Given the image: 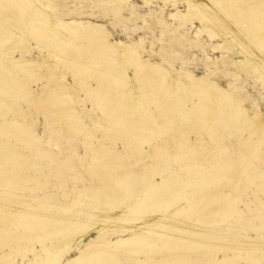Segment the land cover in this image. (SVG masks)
Masks as SVG:
<instances>
[{
	"label": "rangeland",
	"instance_id": "374dc122",
	"mask_svg": "<svg viewBox=\"0 0 264 264\" xmlns=\"http://www.w3.org/2000/svg\"><path fill=\"white\" fill-rule=\"evenodd\" d=\"M1 1L7 6V10H4V14L0 16V170H13L15 179L24 180V183H19L17 188L12 186L15 191L17 190L16 192L25 195L24 197L29 201H33L34 197H45L54 202H61L63 198L60 194L63 191L70 194L73 186L79 189L86 184L89 188L87 193L89 199L81 201L85 202L88 208L95 209L101 205L115 211L117 208L126 210L128 206L141 201L155 186H161L166 187L162 199L164 201L173 199L167 211L173 213L188 206L194 210L191 209V212L187 214L186 222L188 224V221L201 220L203 227L193 226L194 230L203 231L200 232L199 237L211 238L210 233L213 231H228L232 235L241 231V235L255 237L254 231L247 229L245 233H242V230L246 227L244 219L252 218V221L254 215H258L256 213L264 215V141L259 143L257 135L254 132L251 133V119L255 113L258 116L260 114L259 118L264 124L263 74L256 60L251 55L244 54L243 46H238L229 40L217 26L206 19L208 13L205 9L202 11L201 8H196L190 0H126L119 7L110 5L109 0H32L34 5L42 6L48 13V19L54 22L79 20L100 26L112 42L132 46L143 60L167 71L174 86L178 85L181 89V92L176 94L171 92L170 97L164 98L163 92L159 90L155 81H152L155 80L153 77L149 76L147 80H143L140 71L134 72L131 63L125 61L129 64L128 67L127 63L120 61L116 53L112 51L110 58L116 64L114 66L110 61V68L115 78L117 77L116 85L111 82H97L96 78L91 81L83 80L84 84H89L88 90L77 89L70 93L71 98L75 97L72 98L74 101L80 100L76 104V109L84 128L72 137L63 122L55 124L52 117L44 118L32 106L37 98L41 101L45 99L47 90L43 88L47 85L49 87L50 80L55 82L53 85H59V82L63 80L72 88L73 75L66 70L62 62L54 59L52 54L56 52L53 47L44 42L36 43L29 36V15H20L12 0ZM243 2H248L251 8L256 7L254 9L264 12V0H243ZM196 11H200L199 15H188L189 12ZM245 17L247 16L244 14L240 20L249 22L248 17ZM33 19L31 18L32 24H35ZM227 23L223 21V24ZM4 30L9 32L3 33ZM19 32L23 34L21 39H19ZM261 57L264 62V55L261 54ZM19 58H23V64L15 62ZM11 72L14 75H11ZM45 72L48 73V77H45ZM72 73L75 74L74 71ZM202 77H207L208 82L218 90L217 98L221 102L219 109L218 101L208 96V90L199 81ZM121 78L125 79L126 84L122 85L118 82ZM136 78L139 79L136 80ZM114 87L117 88L118 93L114 92ZM152 91L154 96L151 97ZM110 95H112L111 98ZM131 96L146 107L148 116L145 119L138 118ZM201 101L202 103L199 104ZM151 102L155 107L151 106ZM103 113L111 115L117 121L119 119L118 123H121V127L119 125L113 135L107 136L106 146L117 155H128L127 162L131 168L126 172H114L110 161L106 162L101 156L94 158L91 150L86 151L82 147L81 143H89L94 151L97 149L95 139L97 140L100 134L94 127L105 123ZM194 114L198 116L195 117ZM15 117H20L23 128L31 137L39 138L40 144L54 155L55 161H61L67 156L76 158L72 170H60L61 184L59 180L55 182L52 177L43 178V174L51 173L52 166L48 165L46 156L43 159H34L24 145L23 139L20 136L16 138L23 131L10 133L8 125ZM51 128L53 133H49ZM88 132L93 133L95 139L88 141L86 136ZM134 137L135 139H132ZM210 139L214 142L209 141ZM154 147H158L157 150L160 151L159 159L155 163L146 159L152 155ZM60 151L63 152V156L58 155ZM191 151L205 153L203 157L195 156L193 158L195 161L192 159L193 162L187 161L186 157ZM131 152H136V157L131 155ZM173 156L177 158L179 156L181 163H173ZM11 159L16 161L11 162ZM33 163H36L35 166ZM32 165L34 167L30 168ZM88 165L99 174L98 180L91 185H88ZM72 178L76 179V184L72 183ZM36 181L47 185L41 188ZM36 190L38 193H34ZM81 201L78 203L79 206ZM247 204L248 207L245 206ZM236 207L240 218L231 211ZM254 207L259 210L257 209L254 213L249 212V210L253 211ZM152 209L155 210L156 207L152 206ZM109 211L108 215L111 214ZM95 215L99 218L103 214L98 212ZM153 216L150 221L152 224L157 219L163 218L162 214L155 215L157 218ZM182 224L184 225L185 222ZM256 225H258L257 222ZM140 229V226H135L126 232L117 231L109 239L114 242L127 239L131 233H141ZM88 238H96L95 233L90 232ZM75 241L77 240H74L75 245L68 250L61 264L71 262V259L79 254L78 250L82 244L79 243L80 241ZM44 242L33 246L26 244L24 248L19 249L18 253L10 254L9 257L13 261L10 264H32L38 261L44 257L40 253L41 245H47L48 240ZM161 243L159 242L160 245ZM187 244L190 247L193 246L192 241ZM168 246L175 250L180 245L169 243ZM69 247L70 244L65 246V248ZM160 250L163 253L165 251L164 248ZM192 252L194 253L191 255L192 258L210 252L216 261L235 254L231 249L222 250L217 247L208 251L203 246ZM5 253L7 251H0V257ZM262 253L259 252L256 255L263 263L264 252ZM121 256L122 254H115L109 259L103 258V261L105 264H121V262L123 264ZM129 258L144 261L145 257L143 254H133L129 255ZM155 259L159 260L160 257L156 256ZM238 264L247 263L241 260Z\"/></svg>",
	"mask_w": 264,
	"mask_h": 264
},
{
	"label": "bare ground",
	"instance_id": "6f19581e",
	"mask_svg": "<svg viewBox=\"0 0 264 264\" xmlns=\"http://www.w3.org/2000/svg\"><path fill=\"white\" fill-rule=\"evenodd\" d=\"M190 1L192 2L191 4H193L196 8L199 9L201 8L202 11L203 9H205L208 13L206 19L215 26H217L219 30H221L229 40L235 42L238 46L240 45L243 46L245 49V51L243 50L245 55L247 56L251 55L256 60V62L258 63L257 65L262 71L263 74L262 80L264 82V62L261 59L262 58L261 54L264 55V12L259 11L258 9L257 10L254 9L256 7L251 8L250 3L243 2V0H221V1L190 0ZM12 2L16 7V10L18 9L17 11H19L20 15L22 16L29 15L30 25L27 26L29 27L28 34L32 38V40L35 41L36 43L44 42L47 45L53 47V49L56 52V54L55 53L52 54V56H54V59H58V61L62 62L66 70L73 75L72 88L66 85L65 81L63 80L59 82V85H53L55 84V82L53 83L50 80L49 87L47 85L44 86L43 88L47 90V96L45 97V99L41 101L39 98H37L32 106V108H34V110L38 114L43 115L44 118H48V116L52 117L54 119L55 124L56 123L60 124L61 122H63V124L68 129V133L72 137L75 136V134L77 135L78 133H80V130L83 128V123L79 117L78 110L76 109V104H78L80 100L76 99V101H74L73 99L75 97L73 96L72 99L70 93L72 90H77V89L88 90L87 88L89 87L88 86L89 84H84L83 80L91 81L96 78L97 82H111L114 85H116L115 81L117 77L115 78V75L110 68V61L114 66L116 64L115 61L110 58V53L112 51L116 53L117 58L120 61L125 62L127 60V62L131 63L132 66L134 67V72H136L137 70L140 71L141 78L143 80H147L149 76L153 77L155 80L152 81H155L159 90L163 92L164 94L163 96H165L164 98H168V96L170 97L171 92L175 94L181 92V89L179 88L178 85L174 86L172 78L167 71L163 70L156 64L150 63L147 60H143L132 46H125L122 43L112 42L109 39L108 34L103 29H101L100 26L96 24H92L88 21H79V20L73 22H66V21L54 22L48 19L47 11L45 12L42 6L34 5L32 0H12ZM125 2L126 0H109L110 5H118L117 7L124 4ZM6 7L7 6H5V4L0 0V16L2 15V13L4 14V10H7ZM199 13L200 11L189 12L188 15L195 14L197 16L199 15ZM244 14L248 17L249 22H247V20L246 22L240 20ZM31 18H34L33 23L35 22V24H32ZM223 21H226L228 23L225 25L223 24ZM8 32L9 31L7 30L3 31V33H8ZM21 33L19 32V39H21V35H23ZM48 36H51L52 38H49ZM11 60L14 61L13 59ZM15 62L20 64L24 63L23 58H19ZM127 66L129 67L128 63ZM73 71L75 72L76 75L72 73ZM54 72L55 70L52 73L54 74ZM45 73H46L45 77H48V73L47 72ZM11 75L14 74L11 72ZM188 78L194 81L193 78H191L190 76H188ZM137 79L139 78H136V80ZM199 81L208 90L207 91V93L209 94L208 96H211L212 99L218 101L217 98L219 95L218 90L208 82L207 77H202L200 78ZM118 82L121 83L122 85L126 84L125 79L123 80L122 78ZM103 85H105V83ZM114 92L118 93V90L115 87H114ZM153 92L154 91L150 93L151 97L154 96ZM111 96L112 95H110V98ZM96 97L94 99H96ZM41 98L43 99V97ZM202 101L199 104H201ZM131 102L138 113L137 115L138 118L145 119V117L148 116V113L146 107L143 106L144 104L142 105L140 101L136 100V98L134 99L133 97L131 98ZM153 102H151L152 103L151 106L153 105ZM125 103H123L124 106ZM99 107H101V105ZM217 107L218 109L221 107L220 101H218ZM150 113L152 112L150 111ZM204 114H207V112L206 113L204 112ZM103 116L105 119V123L103 125H96L94 127L95 130L99 132L100 139L98 138L96 140L95 137L93 136V133L91 132H88L86 134L88 141L91 139H95V142L97 143L95 146L97 147V149L95 150L96 152L92 148L93 146H91V144L89 143L88 144L81 143L82 147L86 151L91 150V152L94 153V158L95 156L97 157L101 156L106 162L110 161V165H112L114 172L116 171L126 172L131 168V165L128 164L127 162L129 160L128 155L126 154L117 155L113 152V150L110 147L106 146V142L108 141L106 139L107 136L113 135L118 130L119 125L121 123L120 124L118 123L119 119L117 121L115 117H114L115 119H113L111 115L109 116L107 113H103ZM194 116L197 117L198 115L196 116L194 114ZM259 116L257 113H255V115L251 119V129H252L251 133L254 132L257 135L258 141L260 143L264 141V124L260 120ZM138 118L137 121L139 120ZM152 120H154V118ZM148 123L150 122L148 121ZM131 124L133 123L131 122ZM8 127H9L8 130H11L10 133L13 132L15 134V133H20V130L23 131L17 136L16 135L15 136L16 138L20 136L23 139L22 141L24 142V145L26 146L28 151L32 153L34 159L37 160L43 159V157L45 156L48 158L47 160L48 165L50 164L52 166L50 171L51 173L43 174L44 175L43 178L46 179L48 177L49 178L52 177L53 179H55L56 182L59 180L61 169L72 170L73 168L72 165H74L73 162L76 163V158L74 156L73 157L67 156L61 161H55L53 159L54 155L48 152L45 149L44 145L40 144L38 140L39 138L36 139L34 137H31L29 132L23 128L20 121V117L13 118L11 123L8 125ZM49 133H53L52 128L49 129ZM129 134L131 133L129 132ZM132 139H135V137ZM111 140L113 141V139ZM209 141L214 142L213 139H210ZM174 147H176V145H174ZM157 148L154 147L152 149L153 150L152 155L146 157V159H149L153 163L157 162L160 153V151H158ZM204 153H205L204 151H202L201 153H198L196 151L195 152L191 151L189 155L187 154L188 156L186 157L187 158L186 160L192 161V159L195 156L203 157ZM58 155L63 156V152L60 151ZM131 155L136 157V152H131ZM77 160L81 161L80 159ZM13 161H16V159H11V162ZM193 161L195 160L193 159ZM173 163H181V160H179V156L178 158L177 157L173 158ZM35 164L36 163H33L34 166ZM33 165L30 166V168H33L34 167ZM89 165H88V173H87L88 185H91L93 182L98 180L99 174L97 173V171L93 170L94 168L92 169ZM24 166L26 167V165ZM112 175L114 176V174ZM72 181L73 184H76V179L72 178ZM10 182H12V184ZM19 183H24V180L21 181L19 179H15L13 176V170L10 171L0 170V251L2 252L7 251V253H5L0 257V264H10L11 262H13L9 257V255L12 253L14 254L18 253L19 249L24 248L26 244L29 246H33L34 244L45 243L44 241L46 240H48V243H46L47 245L45 244L41 245V250H40V253H42L44 257H41L38 261H35L32 264H61L64 256L68 253V250L72 248L73 245H75L74 240H77L78 242L80 241L79 243H81L82 245H80L81 248L78 250L79 254L75 256L73 259H71L72 260L71 262H67L66 264H105L103 258L108 257L109 259L112 255L115 254L117 255L122 254L121 257L123 264H238L239 261L241 260H243L247 264H254V263L264 264V261L263 263L260 262L259 261L260 259H258L256 255L259 252L261 253L264 252V227L262 226L264 225V215L261 213H256L258 215L256 216L254 215L253 217L254 220L252 221H251L252 218L250 220L249 219L243 220L246 227L244 230H242V233H245L247 229L254 231L255 232L254 238L248 237L247 235H241V231L240 233L235 232L236 233L235 235L230 234L228 231L226 232L213 231L210 233L211 238L204 239L199 237L200 232L203 231H200L198 229L196 230L193 229L194 225L195 227L197 226L203 227L202 225L203 223L201 222L200 219H196L193 222L188 221L189 222L188 224L186 222L187 221L186 216L188 213L191 212L192 208H188L189 206L183 207L178 209L177 212H173V213L167 211V207L169 206V204H171L170 203L171 201L173 203V199L167 201H164L162 199V196L164 195V191L166 192L165 189L166 187L155 186V188H153V190L150 193L148 194L146 193V195L141 199V201H139L138 203L135 202L136 204L128 206L126 210H120V208L119 209L117 208L115 211L114 210L111 211L108 206H101V205H99L100 207L98 208L96 207L95 209L88 208L87 204L81 201L82 199H86V198L89 199L87 194L89 188H87L86 184H83L79 189L73 186L70 194H68V192L61 191L62 195L60 194V197L63 198V201L54 202L49 198L50 196H47L49 199H46L45 197H34L33 201H29L26 197H24L25 195L16 192L17 190L15 191V189L12 188V186L17 188ZM59 183L61 184L60 180ZM36 184L41 188H44L47 185L46 183H40L39 181H36ZM41 188L40 190H42ZM34 193H38L37 190ZM28 195L30 194L28 193ZM80 201H81V205L79 206L78 203ZM152 206H155L156 209L155 210L152 209ZM245 206L248 207L249 205L247 204ZM257 209H258L257 207L256 208L254 207L253 211L249 210V212L254 213L257 211ZM108 211L111 212V214L108 215L107 214ZM231 211L233 214L237 216L240 215L237 207L232 208ZM98 212L100 214L101 213L103 214L101 217L99 216V218L95 217L96 216L95 213ZM157 214H162L163 218L157 219V221L154 224H152L150 222L152 215L155 216ZM154 216L153 218H157L156 216L155 217ZM184 222L185 224L183 225L182 223ZM251 222H253L254 224ZM256 222L258 223V225H256ZM135 226L141 227L140 229L141 233H131L129 238L119 239L118 241L115 242L109 239V237L114 233H116L117 231L126 232V230L130 229L131 227L133 229V227ZM90 232H94L96 238L89 239L88 235ZM109 232L110 234H107ZM189 241L193 242L192 247H190L187 244V242ZM159 242H162L161 245L159 244ZM169 243L170 244L179 243L180 246L177 247L175 250L170 249V247L168 246ZM67 244H70L69 248H65ZM201 246L205 247L208 251L217 247H220L222 250L231 249L235 252L236 255L233 254L231 257L225 256L219 261H216V259H214L213 254H211L210 252L208 253L206 252V253H202L201 256L199 257L194 256L192 258L191 255H194L192 251L198 249ZM161 248L162 250L163 248L165 249L164 253L160 250ZM133 254L135 255L143 254V256L145 257L144 261H140L138 259H130L129 255H133ZM156 256L157 257L159 256L160 259L156 260L155 259ZM262 257L264 256L262 255Z\"/></svg>",
	"mask_w": 264,
	"mask_h": 264
}]
</instances>
